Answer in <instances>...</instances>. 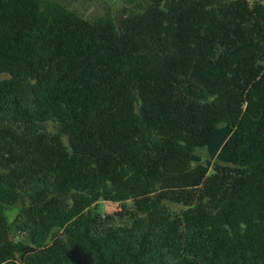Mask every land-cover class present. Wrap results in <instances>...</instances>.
<instances>
[{
	"label": "trees",
	"instance_id": "trees-1",
	"mask_svg": "<svg viewBox=\"0 0 264 264\" xmlns=\"http://www.w3.org/2000/svg\"><path fill=\"white\" fill-rule=\"evenodd\" d=\"M123 12L0 0V264H264V1ZM219 124L231 170L207 174Z\"/></svg>",
	"mask_w": 264,
	"mask_h": 264
},
{
	"label": "rangeland",
	"instance_id": "rangeland-1",
	"mask_svg": "<svg viewBox=\"0 0 264 264\" xmlns=\"http://www.w3.org/2000/svg\"><path fill=\"white\" fill-rule=\"evenodd\" d=\"M69 10L76 12L82 18L92 21L104 14L115 17L118 12L124 9L123 14L140 11L146 6L149 0H56ZM252 1V0H251ZM264 1V0H263ZM49 131H53L52 124H46ZM233 131L223 124H219L214 132L203 139L193 153V167H203L207 174H212L216 169L225 168L231 170L228 163V154L233 144ZM24 205L19 202L13 206H6L4 214L9 226L10 234L16 243L28 244L30 239L28 231L23 230L21 219L19 217L20 210ZM94 211L101 215L113 214L121 210L116 203L108 201H98L94 206ZM91 207V210L93 209ZM126 208H131L130 201L125 203Z\"/></svg>",
	"mask_w": 264,
	"mask_h": 264
}]
</instances>
